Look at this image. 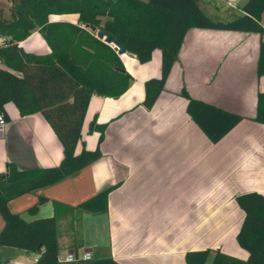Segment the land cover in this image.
Wrapping results in <instances>:
<instances>
[{"label": "crops", "instance_id": "obj_1", "mask_svg": "<svg viewBox=\"0 0 264 264\" xmlns=\"http://www.w3.org/2000/svg\"><path fill=\"white\" fill-rule=\"evenodd\" d=\"M210 1L201 0L208 14L230 19L247 0H233L236 6ZM12 3L1 6L7 16ZM48 18L79 22L77 12ZM261 21L264 26V11ZM97 29L92 30L97 34ZM262 41L264 31L190 27L151 108L143 103L145 81L161 74L162 49L155 48L145 62L129 51L119 53L133 76L131 84L118 97L92 95L77 145V151L100 147L101 156L55 183L11 198L10 208L26 219L57 217L63 262L68 253L81 256L90 250L123 264H187V250L205 247L213 250L202 264L213 263L217 248L247 259L249 251L237 239L246 214L237 195L264 193V123L254 119L258 93L264 91V74L258 72ZM19 46L39 54L52 50L39 28ZM0 66L7 67L1 59ZM183 87L243 118L213 141L188 112ZM5 108L10 119L0 126V172L8 162L21 169L58 165L63 145L44 114L22 115L13 101ZM93 122L105 124L102 140L99 129H90ZM109 186L107 211L76 206ZM41 196L47 199L29 211ZM4 223L0 212V230ZM38 256L0 244V264H34Z\"/></svg>", "mask_w": 264, "mask_h": 264}, {"label": "trees", "instance_id": "obj_2", "mask_svg": "<svg viewBox=\"0 0 264 264\" xmlns=\"http://www.w3.org/2000/svg\"><path fill=\"white\" fill-rule=\"evenodd\" d=\"M242 12L230 19L208 14L201 0H13L10 15L0 7V34L10 35L9 45H0V115L10 116L5 104L13 101L22 115L40 111L63 145L64 155L58 165L21 169L8 162L0 172V212L5 223L0 230V244L39 252L34 264H123L111 254L92 255L90 259L61 261L59 258L58 222L55 215L26 219L9 206V200L35 188L55 183L88 165L102 154L100 147L84 146L82 138L86 111L94 93L118 97L130 86L132 74L127 70L118 48L97 36L90 28H102L118 38L141 62L162 49V72L145 81L143 103L151 108L165 89L172 66L178 58L187 30L192 26L243 31H264L261 21L264 0H247ZM77 12L79 22L49 21L50 13ZM85 24V25H84ZM39 28L51 52L25 51L19 41ZM258 72L264 74V41L260 45ZM187 109L206 134L217 141L243 116L212 102L192 96ZM254 119L264 123V91L258 93ZM104 136L105 124L91 123ZM106 187L78 205L98 213L108 210ZM41 196L29 207L37 210ZM237 201L245 218L237 234L239 243L249 251L247 259L215 249L212 264H264V193L243 192ZM211 247L186 251L187 264L204 263Z\"/></svg>", "mask_w": 264, "mask_h": 264}, {"label": "built area", "instance_id": "obj_3", "mask_svg": "<svg viewBox=\"0 0 264 264\" xmlns=\"http://www.w3.org/2000/svg\"><path fill=\"white\" fill-rule=\"evenodd\" d=\"M229 5L236 6L237 3L233 0H228ZM12 42L10 35L0 34V45L6 46ZM6 122L5 117L1 114L0 115V126H2ZM92 257V253L90 250H86L83 255L77 256L74 253H68L66 256V261H75L78 259H90Z\"/></svg>", "mask_w": 264, "mask_h": 264}, {"label": "water", "instance_id": "obj_4", "mask_svg": "<svg viewBox=\"0 0 264 264\" xmlns=\"http://www.w3.org/2000/svg\"><path fill=\"white\" fill-rule=\"evenodd\" d=\"M92 29H95V25H90ZM97 36L100 38H103L106 42L114 44L118 48L119 53H124L127 51L126 46L118 39L116 38L113 34L110 32L99 28L97 29ZM74 251V250H73Z\"/></svg>", "mask_w": 264, "mask_h": 264}, {"label": "rangeland", "instance_id": "obj_5", "mask_svg": "<svg viewBox=\"0 0 264 264\" xmlns=\"http://www.w3.org/2000/svg\"><path fill=\"white\" fill-rule=\"evenodd\" d=\"M208 1H209L208 4H211L212 1H210V0H208ZM217 1L220 3L221 0H217ZM10 2H11V0H0V7L3 6V7L8 8V6L10 5ZM226 6H228V5H226ZM220 8L227 9L225 7H221V5H220ZM236 9H239V7H236Z\"/></svg>", "mask_w": 264, "mask_h": 264}]
</instances>
